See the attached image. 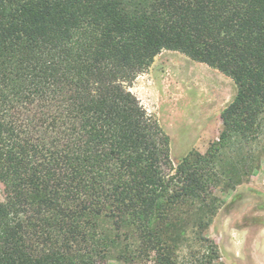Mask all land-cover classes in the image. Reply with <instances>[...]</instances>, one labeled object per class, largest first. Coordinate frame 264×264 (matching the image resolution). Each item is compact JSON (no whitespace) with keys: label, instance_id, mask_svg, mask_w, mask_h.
I'll use <instances>...</instances> for the list:
<instances>
[{"label":"trees","instance_id":"trees-1","mask_svg":"<svg viewBox=\"0 0 264 264\" xmlns=\"http://www.w3.org/2000/svg\"><path fill=\"white\" fill-rule=\"evenodd\" d=\"M164 50L237 87L219 138L177 162L131 90ZM263 118L264 0H0V264H99L101 221L122 259L181 264L182 243L213 246Z\"/></svg>","mask_w":264,"mask_h":264},{"label":"rangeland","instance_id":"rangeland-1","mask_svg":"<svg viewBox=\"0 0 264 264\" xmlns=\"http://www.w3.org/2000/svg\"><path fill=\"white\" fill-rule=\"evenodd\" d=\"M143 107L157 119L170 139L175 162L192 151L205 153L223 128L222 110L234 99L237 87L231 76L177 50H164L131 85ZM261 135L245 149L253 166L250 177L236 188L217 193L220 206L207 231L209 242H184L178 248L181 264H264V118ZM238 149L229 160L234 169ZM240 163V162H239ZM5 187L0 181V200ZM109 221L96 234L99 264H142L122 259L126 245ZM147 260H144L146 263ZM150 264H153L151 261Z\"/></svg>","mask_w":264,"mask_h":264}]
</instances>
